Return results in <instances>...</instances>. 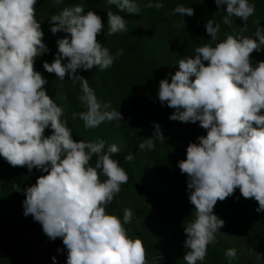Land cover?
<instances>
[{
	"label": "clouds",
	"instance_id": "1",
	"mask_svg": "<svg viewBox=\"0 0 264 264\" xmlns=\"http://www.w3.org/2000/svg\"><path fill=\"white\" fill-rule=\"evenodd\" d=\"M214 2L220 9L226 5L225 24L231 26L233 16L244 22L240 32L218 41L219 25L208 20L205 29L212 43L180 58L178 70L169 74L171 81L161 79L158 91L161 104L174 109L169 119L199 122L207 132L198 142H190L186 159L178 161L181 173L187 175L188 199L194 206L192 219L184 223L186 264L205 260L208 245L216 241L224 225L214 206L237 188L245 199L257 201V212L264 211V60L253 64L251 57L254 51L264 50V28L255 20L254 34H244L256 10L249 0ZM53 3L59 5L62 0ZM107 3L119 12L141 13L135 0ZM36 4L37 0H0V156L12 167L45 173L23 189V214L39 222L50 240L62 239L66 264H148L142 240L130 237L125 227L131 223L132 211L125 208L121 220L105 208L129 180L113 158L120 147L112 143L105 150L103 139H73L67 120L62 119L64 109L45 90L48 81L35 68L36 58L49 51L36 19ZM145 7L161 9L164 4L149 0ZM173 12L194 15L192 7L182 4ZM49 22L53 34L68 35L56 41L55 58L51 63L44 61L43 69L60 81L67 75L74 85L79 83V101L86 111L74 113L73 118L78 115L89 129L105 121H122V113L110 101L102 106L87 78L77 72L104 71L123 54V50L110 54L97 40L105 26L102 18L75 4L51 15ZM107 26L108 36L128 31L126 19L111 10H107ZM48 128L51 134L45 135ZM153 137L164 138L159 124L151 137L138 144L139 150L153 149ZM93 156L94 167L90 165ZM124 159L132 161L133 156L128 153ZM101 174L106 177L103 181ZM225 254L235 258L236 250L230 248ZM160 259V255L154 257L153 264ZM52 260L55 264L56 257Z\"/></svg>",
	"mask_w": 264,
	"mask_h": 264
},
{
	"label": "trees",
	"instance_id": "2",
	"mask_svg": "<svg viewBox=\"0 0 264 264\" xmlns=\"http://www.w3.org/2000/svg\"><path fill=\"white\" fill-rule=\"evenodd\" d=\"M135 2L141 13L119 12L107 0H62L59 5L53 0H37L36 19L41 23L49 51L36 58L35 68L48 81L45 90L64 109L62 119L67 120L73 139L88 142L103 139L105 150L112 143L121 149L113 158L125 169L129 180L105 206L106 211L121 220L125 208L132 211L131 223L125 227L130 237L142 240L148 264H153L158 255L162 257L159 264H186L183 260L187 251L184 223L192 219L194 206L188 199L187 175L181 173L178 161L186 159L188 144L198 142L197 138L207 132L199 122L182 123L169 119L174 109L159 101V82L165 78L171 81L169 74L178 70L180 58L193 56L196 47L212 43L205 29L208 20L219 25L218 41L229 34L237 35L244 22L233 16L231 26L225 24L223 8L226 5L220 9L214 0H204L202 4L198 0H161L164 4L161 9L145 7L149 0ZM249 2L255 4L256 10L247 21L249 30L244 34L252 36L257 27L255 20H259L260 27L264 28V0ZM75 4L83 5L85 12L93 10L102 18L105 26L97 40L109 49L110 54L123 50L112 67L104 71L98 68L77 70L87 78L102 106L110 101L111 107L122 113V121H105L96 128H85L78 115L73 118L74 113L86 111L79 101V83L74 85L67 75L60 81L54 73L43 69L44 61L51 63L55 58L56 41L68 35L64 32L53 34L49 17ZM179 4L192 7L194 15L175 14L173 9ZM107 10L126 19V33L107 35ZM251 57L253 64L264 60V50L254 51ZM66 62V59L62 61ZM155 124H159L164 138L153 137V149L139 150L138 144L153 135ZM51 131L45 129V135H50ZM128 153L132 154V161L124 159ZM95 161L93 156L90 165L94 167ZM44 174L36 168L29 171L26 166L12 167L0 156V264H35L36 248L30 237L32 229L42 225L31 215L23 214V189ZM100 179L103 181L106 177L101 174ZM257 207V201L245 199L237 188L233 195L218 201L213 211L224 221L218 232H231L235 242L245 237L249 249L261 250V264H264V211L257 212ZM41 234L45 238L42 242L51 245L59 252V258L66 261L67 250L62 239L50 240L44 232ZM228 248L229 245H220L217 240L210 243L205 260L197 264H238L231 263L233 258L226 256Z\"/></svg>",
	"mask_w": 264,
	"mask_h": 264
},
{
	"label": "rangeland",
	"instance_id": "3",
	"mask_svg": "<svg viewBox=\"0 0 264 264\" xmlns=\"http://www.w3.org/2000/svg\"><path fill=\"white\" fill-rule=\"evenodd\" d=\"M42 232V227L33 228L32 235L30 237L36 248L35 264H54L52 260L53 256L56 257L55 264H66V261L59 258V252L57 250L51 248V245H46L42 242L45 240L44 236L41 234ZM40 237L42 238L41 240L38 239ZM234 239L235 238L231 232L216 233V240L220 245H229L228 249L234 248L236 250V256L231 260V263L261 264L262 259H257L258 255L261 256V250L249 249L245 237L238 239L236 242ZM212 244L213 243H211V245Z\"/></svg>",
	"mask_w": 264,
	"mask_h": 264
}]
</instances>
